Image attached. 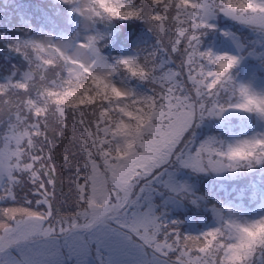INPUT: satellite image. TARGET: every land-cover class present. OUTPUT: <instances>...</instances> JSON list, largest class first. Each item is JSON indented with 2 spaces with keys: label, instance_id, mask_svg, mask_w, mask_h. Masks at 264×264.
<instances>
[{
  "label": "snow or ice",
  "instance_id": "obj_1",
  "mask_svg": "<svg viewBox=\"0 0 264 264\" xmlns=\"http://www.w3.org/2000/svg\"><path fill=\"white\" fill-rule=\"evenodd\" d=\"M34 8L37 15L0 28V264H256L264 257V131L209 137L190 150L185 143L205 117L264 121V82L234 71L240 55L202 44L218 14L264 37V0H37ZM133 18L148 24L155 49L109 62L101 51L108 33L97 25ZM121 70L150 81V93L118 86ZM166 162L217 176L259 173V207L245 212L213 201L217 223L201 230L191 219L181 229L150 204L133 208L134 188L147 186L138 182L155 180ZM68 168L71 202L60 191ZM162 182L176 201L208 203L171 177Z\"/></svg>",
  "mask_w": 264,
  "mask_h": 264
},
{
  "label": "rangeland",
  "instance_id": "obj_2",
  "mask_svg": "<svg viewBox=\"0 0 264 264\" xmlns=\"http://www.w3.org/2000/svg\"><path fill=\"white\" fill-rule=\"evenodd\" d=\"M14 1L0 0V28H3L6 24L11 26L21 23L29 14L35 16L29 10L18 21L13 20L8 12ZM211 22L215 27L203 34L202 44L214 51H228L240 55L241 63L234 71L238 72L243 78L252 80L255 83L264 82V37L223 14L214 16ZM102 26L103 28L98 29L107 32L108 35L103 42L101 51L109 62L120 56L141 55L155 49L156 37L149 31L148 24L142 19H114L102 23ZM134 30H138V32ZM225 33L228 35H225ZM120 42L122 43L118 47ZM161 62L167 63L168 61L162 60ZM247 62L252 64L246 66ZM114 82L118 86L137 94H148L152 89L150 81L129 77L122 70L115 74ZM252 118H242L230 113H225L220 117H205L195 122L193 127L186 133V146L190 150L192 145L198 144L209 137L228 140L234 136L250 134L253 131H264V127H262L264 121L258 122L256 119L257 123L254 125ZM219 121L221 124L226 122L228 131L222 133L221 127L219 130L214 127ZM77 147L75 144L70 145V150L75 152V158L78 160L80 153L76 151ZM158 171L160 175L155 180L141 178L138 182L142 186L147 183V186L144 187L143 191L134 188L131 196L137 203L132 207L139 206L141 209H145L150 204L153 212L157 215L163 214L171 219L179 220L181 229L190 227L187 223L188 219L193 220L191 227L196 230L214 226L217 223V217L212 211L213 201H222L225 205H231L237 210H244L245 212L254 211L259 207L258 205L255 208L248 209L238 201V198L251 200L254 189L260 185L262 179L259 173L217 176L212 173L193 172L189 168H184L179 164L173 165L170 162H166ZM72 172L73 169L71 168L64 170V175L69 178L65 184L60 186L61 194L68 202L74 199V189L71 183ZM169 177L175 183L183 184L189 191L202 196L208 202L207 205L197 207L192 205L190 201L187 203L183 200L176 201L174 199L176 194L162 182V178L166 181ZM222 192L225 195H222ZM239 194L243 197L238 196ZM254 197L256 198V195ZM256 264H264V257L256 261Z\"/></svg>",
  "mask_w": 264,
  "mask_h": 264
},
{
  "label": "trees",
  "instance_id": "obj_3",
  "mask_svg": "<svg viewBox=\"0 0 264 264\" xmlns=\"http://www.w3.org/2000/svg\"><path fill=\"white\" fill-rule=\"evenodd\" d=\"M37 3V0H15L12 4V7L10 8L8 15L13 18V20L18 21L24 14H26L29 10H31L35 15H37V11L34 8V5ZM214 127H216L218 130L220 127L222 128V133H225L228 131L226 122H217ZM222 195H225L224 192H222ZM237 195V194H236ZM235 195V196H236ZM238 196L243 197V195L239 194ZM251 201H253L255 198L251 196ZM242 201L245 205L247 204L248 200L245 199H239Z\"/></svg>",
  "mask_w": 264,
  "mask_h": 264
}]
</instances>
